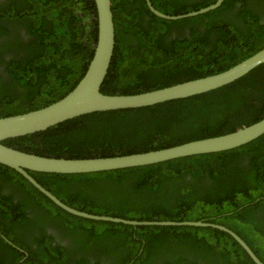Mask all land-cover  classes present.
<instances>
[{
  "label": "trees",
  "instance_id": "16d2710c",
  "mask_svg": "<svg viewBox=\"0 0 264 264\" xmlns=\"http://www.w3.org/2000/svg\"><path fill=\"white\" fill-rule=\"evenodd\" d=\"M215 1L188 6L184 0H165L162 5L152 0V5L177 16ZM262 7L264 0H223L218 9L205 14L168 21L149 12L144 0H111L115 48L100 91L137 94L233 67L264 47ZM21 30L27 39L21 38ZM96 41L94 0H3L0 69L5 78L0 77V117L45 107L69 93L83 76ZM262 118L264 64L203 94L92 113L3 143L46 157L103 158L231 133ZM29 174L78 211L134 221L207 220L222 225L264 262V222L258 221L264 220V134L235 149L147 166L88 174ZM6 183H14L18 192L4 194ZM31 207L34 214L25 213ZM1 219H8L16 231L14 237L12 231H4L6 237L27 251L23 264H90L85 258L89 253L98 258L94 264L102 258L108 264H254L231 236L216 229L132 227L75 217L3 165ZM46 219L64 231L67 245L51 246ZM35 221L41 225L33 248L21 238ZM23 256L0 239V264H13Z\"/></svg>",
  "mask_w": 264,
  "mask_h": 264
},
{
  "label": "water",
  "instance_id": "95a60500",
  "mask_svg": "<svg viewBox=\"0 0 264 264\" xmlns=\"http://www.w3.org/2000/svg\"><path fill=\"white\" fill-rule=\"evenodd\" d=\"M222 1L217 0L214 4L203 9L177 16L166 15L155 10L149 0H147V6L156 17L176 21L212 11L218 8ZM94 3L97 15V41L83 76L69 93L45 107L22 114L0 117V165L17 172L55 206L75 217L132 227L187 226L212 228L231 236L254 264H264L237 234L222 225L204 221H134L78 211L59 200L29 174L30 172L68 175L88 174L147 166L194 155L223 152L243 146L262 136L264 134V118L234 132L215 137L189 141L159 150L103 158L46 157L24 152L3 143L6 140L44 132L68 120L92 113L148 107L203 94L231 84L264 64L263 47L247 59L217 74L137 94H103L100 89L113 58L115 31L111 0H94Z\"/></svg>",
  "mask_w": 264,
  "mask_h": 264
},
{
  "label": "flooded vegetation",
  "instance_id": "af4514ba",
  "mask_svg": "<svg viewBox=\"0 0 264 264\" xmlns=\"http://www.w3.org/2000/svg\"><path fill=\"white\" fill-rule=\"evenodd\" d=\"M3 0H0V3L2 2ZM150 1V3H151V6L155 9V6L154 5H152V0H149ZM164 1L165 0H157V3H159V4H163L164 3ZM198 1H204V0H184V2H185V4L186 5H188V6H190L191 5V3L192 2H198ZM217 1V0H216ZM215 1V2H216ZM256 1V0H255ZM144 3H145V5H146V7L148 8V10H149V12H151L150 11V9H149V7L147 6V0H144ZM222 3H223V1H222ZM222 3H221V5H222ZM214 4V3H213ZM212 5V4H211ZM220 5V6H221ZM210 6V5H209ZM219 6V7H220ZM207 7V6H206ZM218 7V8H219ZM205 8V7H204ZM218 8H216V9H218ZM262 8H264V7H262ZM201 9H203V8H201ZM155 10H157V9H155ZM200 10V9H199ZM215 10V9H214ZM158 11V10H157ZM196 11H198V10H196ZM190 12H193V11H190ZM190 12H188V13H190ZM152 13V12H151ZM153 14V13H152ZM185 14H187V13H185ZM205 14V13H204ZM154 15V14H153ZM181 15V14H180ZM200 15H202V14H200ZM198 16V15H197ZM195 17V16H194ZM145 18H148V16H146ZM190 18V17H189ZM186 19V18H185ZM262 19L264 20V16H262ZM188 32H189V30H185V32H184V34H188ZM19 33H20V36H21V38H23V39H27V36H25V34H23V31L21 30V31H19ZM9 57H6L5 56V59L7 60ZM2 74V75H1ZM0 77L1 78H5V76H4V72L2 71V69H0ZM133 154V153H132ZM119 156V155H118ZM3 188L1 189L2 190V192L4 193V194H10V193H12V192H18L17 190H15L16 188H18V187H16V185L14 184V183H6V184H4L3 186H2ZM18 199H20V198H18ZM18 199H14V201H17ZM33 207H31V208H29L25 213H27V214H30V215H33L34 214V211L35 210H33L32 209ZM29 216V215H28ZM29 217H31V216H29ZM2 220H4V221H6V220H8V219H1L0 220V239H2V240H4V242H6L8 245H10L12 248H14V249H16L17 251H19L22 255H24L23 256V258H21V259H19V260H13V264H23L25 261H26V258L28 257V254H27V251H25L24 249H22V247H20V246H18V244H14L12 241H10L9 240V238H7L6 237V235L4 234V231H7V232H10V231H12L11 233H12V235H13V237L15 236V233H16V231H14V229H12V226H11V224H9L7 221V223H4V221H2ZM48 219H46V220H44L43 221V223L44 222H48L47 221ZM199 221H203V220H199ZM258 221H262V222H264V220H258ZM204 222H207V220L206 221H204ZM209 223V222H208ZM213 224H215V223H213ZM36 225H38V226H36ZM40 225H41V222H38V221H35V223L33 224V225H28L25 229H24V231H23V238H21L22 239V242L25 244V245H28L29 247H33V248H35V241H34V239H33V237L35 236V234L40 230ZM52 225H54V223H53V221L52 220H50L49 222H48V225H47V227H45V231H46V233L47 234H49L50 236H52V239H53V242H51V246H54L55 245V243H60L61 245H67L68 244V236L66 237V239H63L62 240V238H63V236H64V231L62 230L61 232L60 231H58V229H56L55 228V226H52ZM29 226H32V228H30ZM232 231V230H231ZM235 233V232H234ZM236 234V233H235ZM61 240H62V242H61ZM70 242V241H69ZM93 245L94 244H89V246L88 247H93ZM8 259H9V257H7ZM86 259H89L90 261H89V263L90 264H94V262H95V260H96V256H92L91 255V253H89L88 255H87V257H85ZM98 259V258H97ZM99 263L100 264H108V263H110V261H105L103 258L102 259H100L99 260ZM132 263V262H131ZM130 263V264H131Z\"/></svg>",
  "mask_w": 264,
  "mask_h": 264
}]
</instances>
